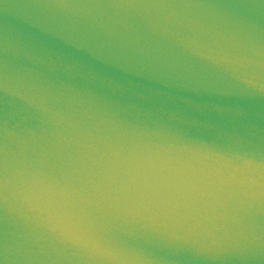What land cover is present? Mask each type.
<instances>
[{
	"label": "water",
	"instance_id": "95a60500",
	"mask_svg": "<svg viewBox=\"0 0 264 264\" xmlns=\"http://www.w3.org/2000/svg\"><path fill=\"white\" fill-rule=\"evenodd\" d=\"M0 264H264V0H0Z\"/></svg>",
	"mask_w": 264,
	"mask_h": 264
}]
</instances>
